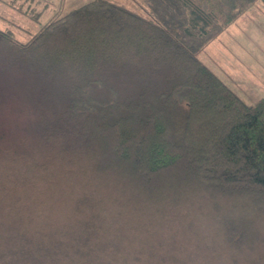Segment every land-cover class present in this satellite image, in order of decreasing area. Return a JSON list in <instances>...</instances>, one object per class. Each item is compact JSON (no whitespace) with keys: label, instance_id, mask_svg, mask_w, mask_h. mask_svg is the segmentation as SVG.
<instances>
[{"label":"trees","instance_id":"obj_1","mask_svg":"<svg viewBox=\"0 0 264 264\" xmlns=\"http://www.w3.org/2000/svg\"><path fill=\"white\" fill-rule=\"evenodd\" d=\"M254 1L0 0V264H264V97L197 55Z\"/></svg>","mask_w":264,"mask_h":264},{"label":"rangeland","instance_id":"obj_2","mask_svg":"<svg viewBox=\"0 0 264 264\" xmlns=\"http://www.w3.org/2000/svg\"><path fill=\"white\" fill-rule=\"evenodd\" d=\"M86 0H66L68 9L73 5H78ZM120 4L131 7L136 11H141L139 5L142 0H114ZM4 14L14 19V22L21 25L31 33L37 31L39 23L31 21L21 14L10 12L8 9H3ZM10 24V22H7ZM4 25V24H3ZM6 25V24H5ZM15 26V25H14ZM27 37V33L17 34L16 38L19 41H24ZM198 57L203 63H206L217 76L225 82L235 93H237L245 102L253 103L264 97V0H255L252 2L234 21H232L227 27H225L220 33L213 37L209 42L201 47L198 51ZM7 116V115H4ZM6 121V120H5ZM95 176V175H94ZM96 179V177H93ZM99 179H103L98 177ZM91 184V189H97V183ZM52 185V192L48 195L47 203L50 202L49 206H46L47 210L56 211L58 215H64L71 208V196L70 185L62 182L61 184L54 186ZM81 184L77 183L79 187ZM99 186V183H98ZM119 197L125 201L123 196L118 195L117 190L111 188L104 196H99L104 200ZM122 195V194H121ZM45 199V201H46ZM52 206V208H51ZM129 213L134 215V210L129 209ZM136 218V217H135ZM134 218V219H135ZM140 219V218H139ZM153 234L155 236L154 249L157 255L166 254V249L169 245L164 248L156 245V241L165 238L170 243L169 251L173 253L174 244L172 238L177 239L178 237L186 241V236L189 233L185 230H181L180 227L175 226L170 232L159 228H155ZM209 237L212 239L213 236L209 232ZM131 237L125 239L128 246H141L139 240ZM131 241V242H130ZM131 243V244H129ZM184 243L182 244V246ZM176 248L181 247V244L176 245ZM196 254V253H195ZM200 254V252H198ZM198 254L194 257H200ZM128 262L132 261V252L125 255ZM200 264H204L201 258H198ZM157 263V259L153 256L149 258L146 252L141 253V263ZM192 262L197 263L196 259H192ZM134 264H139L135 263Z\"/></svg>","mask_w":264,"mask_h":264}]
</instances>
